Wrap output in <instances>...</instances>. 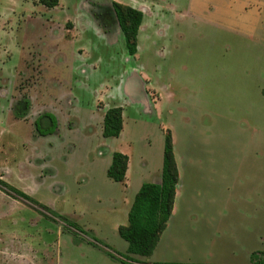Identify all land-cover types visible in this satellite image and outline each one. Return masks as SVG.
<instances>
[{
  "label": "rangeland",
  "instance_id": "374dc122",
  "mask_svg": "<svg viewBox=\"0 0 264 264\" xmlns=\"http://www.w3.org/2000/svg\"><path fill=\"white\" fill-rule=\"evenodd\" d=\"M64 1L71 14L78 2L84 10H89L84 2L104 8L111 2ZM135 1L148 6L147 22L160 32L157 37L153 33L155 41L152 33L148 34L154 44L137 61L128 58L122 43L108 50L96 42L90 49V59L77 57L71 50L66 56L70 67L65 69L63 62L53 58L58 38L48 28V17H41L47 9L35 5L34 0H0V179L34 201L0 188V264L150 262L126 250L128 243L118 233V227L127 224L120 184L107 177V158L95 149L101 147V152H108L112 147L111 143L104 144L100 131L103 118L96 101L132 68L156 77L160 66L166 80L161 90L163 113H140L144 121L163 123L171 130L177 156L189 155L190 141L212 124L211 117L192 104L190 85L180 87V75L188 79L194 70L198 76L223 75V82L219 76L214 83L215 107L221 112L227 109L224 103L249 105L251 91L262 93L264 117V0ZM54 15L63 18L64 12L58 10ZM89 60L96 62L95 70L87 66ZM82 66L87 74L81 71ZM252 73L256 74L255 85L250 81ZM103 80L111 83L95 88ZM181 93L186 102L178 105ZM29 98L33 108L25 118H17L15 112H23ZM44 114L58 116L66 145L79 144L75 152L79 155L74 159L65 161L58 152L43 167L48 143L34 134L48 128L50 121L43 119L36 130L35 121ZM222 120L217 116L215 125L220 127ZM74 124L77 127L70 132L68 125ZM86 124L91 127L86 129ZM262 131L259 149L264 191V126ZM87 152L90 156H81ZM185 182L187 190L188 178ZM59 217L74 221L81 230Z\"/></svg>",
  "mask_w": 264,
  "mask_h": 264
},
{
  "label": "crops",
  "instance_id": "0c3cea01",
  "mask_svg": "<svg viewBox=\"0 0 264 264\" xmlns=\"http://www.w3.org/2000/svg\"><path fill=\"white\" fill-rule=\"evenodd\" d=\"M127 1L125 3L111 0L105 8L95 2H84V7L89 10L82 9L78 2L72 8L73 14L64 0H60L59 6L55 8L45 7L46 14H41V17H48V28L52 33L55 32L58 38L53 53L54 60L63 62L67 69L70 66L66 56L71 50L77 57L90 59V49L96 42L103 43L108 50L120 43L126 46L124 34L113 9V3L117 2L144 13L138 35L137 54L131 56L127 50L128 58L137 61L141 53L154 44L150 40L153 33L157 37L160 32L155 31V25L148 24L149 8L146 4L135 0ZM58 10L64 12L63 18L55 17L54 14ZM151 33L152 36L149 37L148 34ZM146 35L148 36L145 37ZM153 39L155 41L154 37ZM87 62V66L96 69L95 61ZM81 69L87 74L85 66ZM193 72L188 79L187 76L180 75L178 83L181 88L190 85L192 104L199 107L201 112L205 111L206 115L211 117L212 124L204 133L199 131L196 138L190 141L189 155L177 156L175 153L179 182L173 212L153 256L148 259L150 262L146 264H251L253 253H264L263 155L259 149L263 141V95H256V92L251 91L249 105L237 103L230 106L224 103L223 106L227 109L221 112L215 107L217 103L214 98V83L219 76L223 82L224 76H198L195 75V70ZM250 78L251 83L255 85L256 74L252 73ZM110 83V80L98 81L95 88L100 89ZM111 85V88L105 89L106 95L101 93L96 101L97 110L103 118L100 131L103 133L104 116L112 107L123 108L124 128L119 137H103L104 144H112L108 152H101V147L95 149L98 150L99 156L107 158V171L115 152L129 157L126 179L117 183L120 184L128 224L129 211L143 184H159L162 181L165 132L168 129L163 123L144 121L140 112L163 113L165 100L161 90L166 86V80L161 74L160 66L157 68L156 77L147 71L139 72L134 67L132 71L124 73L120 81H114ZM104 96L106 99L102 100ZM184 99L181 93L177 104L186 102ZM29 101L30 107L33 108L31 99ZM127 110L129 115L126 116ZM217 116L223 118L220 127L215 125ZM55 117L58 119V116ZM127 119L129 123H126ZM60 126L57 120L55 132L48 135H42L36 128L39 134L35 133L34 137L43 138L42 140L48 143V154L43 157L46 159L44 168L53 158L52 155H57L58 152H61L65 161L79 155L75 153L79 144L66 145ZM47 127L46 131L51 129V123ZM68 127L72 132L77 126L74 124ZM85 127L87 129L91 125L86 124ZM86 129L84 136L91 145ZM87 153H81V156L87 158L90 156V153ZM36 158L39 157L35 156ZM185 178H188L187 190Z\"/></svg>",
  "mask_w": 264,
  "mask_h": 264
},
{
  "label": "trees",
  "instance_id": "16d2710c",
  "mask_svg": "<svg viewBox=\"0 0 264 264\" xmlns=\"http://www.w3.org/2000/svg\"><path fill=\"white\" fill-rule=\"evenodd\" d=\"M34 3L52 9L59 6L60 0H34ZM113 9L124 34L127 50L131 56H134L138 51V35L140 27L143 24L144 13L131 6L117 2L113 3ZM25 104L26 109L23 112H15L16 117L19 119H23L28 115L30 101L27 100ZM43 119L50 121L51 129L40 132L39 126ZM35 125L42 135H48L55 132L57 119L54 115L44 114L36 120ZM123 128V108L112 107L108 109L104 116L103 137H119ZM128 165L129 157L123 153L115 152L112 164L107 171V177L116 183L124 182ZM178 182L179 172L175 159L174 140L171 130L168 129L165 132L164 164L161 183L143 184L129 211L128 224L118 228L120 237L128 243L127 252L129 254L138 255L146 259L153 256L171 218ZM0 188L13 192L30 202H34L29 195L12 187L2 179H0ZM41 207L51 213L48 207ZM59 218L68 226L81 230L76 223L69 221L67 218ZM263 255L264 253H253L251 264H264ZM124 264L128 263L124 262Z\"/></svg>",
  "mask_w": 264,
  "mask_h": 264
}]
</instances>
